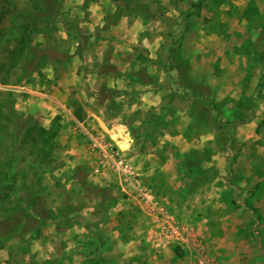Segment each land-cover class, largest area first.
I'll use <instances>...</instances> for the list:
<instances>
[{
  "label": "rangeland",
  "instance_id": "obj_1",
  "mask_svg": "<svg viewBox=\"0 0 264 264\" xmlns=\"http://www.w3.org/2000/svg\"><path fill=\"white\" fill-rule=\"evenodd\" d=\"M6 8L0 84L16 90H0V264H264V0ZM52 96L128 134L120 146L189 247L155 244Z\"/></svg>",
  "mask_w": 264,
  "mask_h": 264
},
{
  "label": "built area",
  "instance_id": "obj_2",
  "mask_svg": "<svg viewBox=\"0 0 264 264\" xmlns=\"http://www.w3.org/2000/svg\"><path fill=\"white\" fill-rule=\"evenodd\" d=\"M0 90L12 92L16 88L0 84ZM56 107L60 121L69 123L96 157L94 173L115 178L124 192H130L136 206L150 218L152 224L148 234L155 244L164 246L175 243L181 247H189L191 243L187 226L173 215L161 199L143 185L139 172L128 158L127 149L130 145L128 134L122 131L120 137H115V134L104 125H90L85 121H79L66 105L56 103ZM124 140L128 145L126 148L120 146V141Z\"/></svg>",
  "mask_w": 264,
  "mask_h": 264
},
{
  "label": "trees",
  "instance_id": "obj_3",
  "mask_svg": "<svg viewBox=\"0 0 264 264\" xmlns=\"http://www.w3.org/2000/svg\"><path fill=\"white\" fill-rule=\"evenodd\" d=\"M6 11H8L7 10V8L4 10V11H2V12H0V25H1V23H2V21L5 19V17H6ZM0 31H2V27H0ZM30 34L28 33V32H22V35L19 37V42H20V44H25V43H28V42H30L31 41V39H30ZM8 68H6L4 65H2L1 67H0V72L1 71H6ZM7 93H11V92H7ZM73 115L79 120V121H83L84 120V116H85V112H84V110L82 109V107L81 106H78L76 109H73ZM59 118H60V116H59ZM37 132H39L38 133V135L40 136V138L41 139H44L43 138V130H42V128H38L37 129ZM51 137L52 138H54L55 137V132L54 133H52L51 134ZM10 189H11V187H10Z\"/></svg>",
  "mask_w": 264,
  "mask_h": 264
},
{
  "label": "crops",
  "instance_id": "obj_4",
  "mask_svg": "<svg viewBox=\"0 0 264 264\" xmlns=\"http://www.w3.org/2000/svg\"><path fill=\"white\" fill-rule=\"evenodd\" d=\"M41 94H43V93H41ZM46 94V93H45ZM52 101H53V103L54 104H56V103H58V100H54V98H53V96H52V99H51ZM89 124V123H88ZM90 125H92V124H90ZM95 125H102V124H100V123H97V124H95ZM111 131H112V133L113 134H115L114 132H113V129H111ZM116 135V134H115ZM122 135V134H121ZM120 137V136H119ZM84 140V139H83ZM85 142V141H84ZM120 142H123V141H120ZM86 143V142H85ZM88 147V146H87ZM128 150V149H127ZM91 152V151H90ZM92 153V152H91ZM93 154V153H92ZM93 156H94V154H93ZM94 159H95V164L97 163V159H96V157L94 156ZM96 167V166H95ZM97 176H99L101 179H110L111 178V180H114L117 184H118V182H117V180L115 179V178H112V177H107V176H100V175H98V174H96ZM141 181H142V179H141ZM142 183H143V185L144 186H146L147 187V185L142 181ZM118 186H119V184H118ZM119 188H120V190H121V192L122 193H124L127 197H128V199H132L131 197H130V192L128 191V192H124L123 191V189L119 186ZM148 188V187H147ZM149 189V188H148ZM132 201V203H134L135 204V202L133 201V199L131 200ZM135 206H136V204H135ZM150 228V227H149Z\"/></svg>",
  "mask_w": 264,
  "mask_h": 264
}]
</instances>
